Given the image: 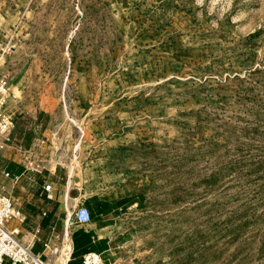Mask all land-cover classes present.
<instances>
[{
    "label": "rangeland",
    "instance_id": "rangeland-1",
    "mask_svg": "<svg viewBox=\"0 0 264 264\" xmlns=\"http://www.w3.org/2000/svg\"><path fill=\"white\" fill-rule=\"evenodd\" d=\"M0 71L22 146L4 193L43 185L3 178L30 160L132 196L115 228L135 264H264V0H0Z\"/></svg>",
    "mask_w": 264,
    "mask_h": 264
},
{
    "label": "crops",
    "instance_id": "crops-1",
    "mask_svg": "<svg viewBox=\"0 0 264 264\" xmlns=\"http://www.w3.org/2000/svg\"><path fill=\"white\" fill-rule=\"evenodd\" d=\"M7 147L15 149L13 146ZM3 156L0 153V157ZM18 164L20 163L9 159L2 169V171L6 170L11 175L19 177L18 181L10 179L14 185L27 172L25 165L21 170ZM40 177L43 178V185L47 182L52 184L53 190L50 192V198L46 197L43 185L35 181L33 185L36 187L32 193H29L25 186L20 187L23 203L15 201L14 197L13 199L25 220L19 225L17 222H11L9 226L18 225L20 227L21 241L30 243L32 252L39 254L45 264H58V258L61 257L64 247V238L66 243L64 264H82V259L87 255L93 258L98 257V262L95 264H135L125 258L115 228L116 219L126 205L135 203V200L130 199L132 196L116 199H105L98 193L85 196L78 190L69 191L68 186L65 191L64 184L52 182L46 175ZM69 192L72 195L69 196ZM75 195L78 197L77 200L73 199ZM19 199L20 197L17 200ZM82 202L89 208L92 222L85 226L70 224L67 209L75 210ZM54 240H62L61 246H56L57 244L53 243ZM44 245H47V248H44Z\"/></svg>",
    "mask_w": 264,
    "mask_h": 264
},
{
    "label": "built area",
    "instance_id": "built-area-1",
    "mask_svg": "<svg viewBox=\"0 0 264 264\" xmlns=\"http://www.w3.org/2000/svg\"><path fill=\"white\" fill-rule=\"evenodd\" d=\"M14 97L12 84L9 76L0 71V153L5 147L13 146L16 150H22L19 142L11 138V132L14 129V119L9 115L8 105ZM25 170L31 174L44 176V171L33 161L28 160ZM4 179L18 181L19 177L11 175L8 171L1 172ZM46 197L50 198V192L53 190L51 183L43 185ZM83 201H85L83 199ZM25 220L20 209L15 204L10 194L4 193L0 188V264H45L42 257L32 252L30 243L22 242L20 239L19 224ZM11 222H17L18 225L9 226ZM92 222V215L84 202L73 211L70 224L85 226ZM47 248V245H44ZM95 258L87 255L83 258L82 264H95Z\"/></svg>",
    "mask_w": 264,
    "mask_h": 264
},
{
    "label": "bare ground",
    "instance_id": "bare-ground-1",
    "mask_svg": "<svg viewBox=\"0 0 264 264\" xmlns=\"http://www.w3.org/2000/svg\"><path fill=\"white\" fill-rule=\"evenodd\" d=\"M66 246L64 245V247H63V250H62V255H61V257H59L58 258V264H64V262H65V256H64V253H65V248ZM95 258H96V262H98V257L97 256H94Z\"/></svg>",
    "mask_w": 264,
    "mask_h": 264
},
{
    "label": "trees",
    "instance_id": "trees-1",
    "mask_svg": "<svg viewBox=\"0 0 264 264\" xmlns=\"http://www.w3.org/2000/svg\"><path fill=\"white\" fill-rule=\"evenodd\" d=\"M83 260V259H82Z\"/></svg>",
    "mask_w": 264,
    "mask_h": 264
}]
</instances>
